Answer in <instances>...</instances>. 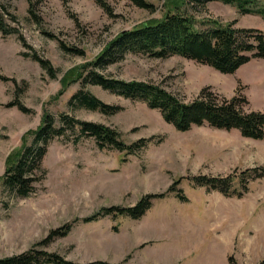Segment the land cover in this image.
Instances as JSON below:
<instances>
[{"label":"rangeland","instance_id":"374dc122","mask_svg":"<svg viewBox=\"0 0 264 264\" xmlns=\"http://www.w3.org/2000/svg\"><path fill=\"white\" fill-rule=\"evenodd\" d=\"M104 1L109 10L98 0H33V5L29 0H0L3 23L13 30H0V178L9 157L31 140L45 111L58 124L65 112L111 125L127 142L154 136L153 140L138 154L127 155L101 149L92 136L75 141L69 132L52 139L42 159L45 176L35 182L31 194L18 195L0 180V257L27 250L52 229L102 207L133 206L146 194L165 193L140 218L111 214L77 221L67 235L42 247L80 262L231 264L233 258L237 264H261L264 176L250 178L245 189L235 180L240 191L234 194L194 185L188 178L174 183L182 176L225 177L264 167V138L208 124L182 131L147 102L97 84L86 87L105 102L122 106L121 110L107 114L71 103L81 87L76 72L107 42L182 3L149 0L156 5L151 11L130 0ZM185 10L200 28L216 20L264 31L261 15L241 13L221 0ZM63 43L84 53L66 50ZM34 55L48 59L56 75ZM99 70L108 77L161 84L185 100L206 85L226 97L240 91L249 99L247 107L264 111V58H252L234 73H222L177 54L161 58L126 52ZM173 185L175 191L169 192ZM180 190L187 200L177 197Z\"/></svg>","mask_w":264,"mask_h":264},{"label":"trees","instance_id":"16d2710c","mask_svg":"<svg viewBox=\"0 0 264 264\" xmlns=\"http://www.w3.org/2000/svg\"><path fill=\"white\" fill-rule=\"evenodd\" d=\"M99 3L109 10L104 0ZM136 6L156 10V5L149 0H130ZM212 0H182L181 5L167 9L164 14L131 29H125L107 42L96 58L83 64L76 79L81 87L73 94L71 103L78 107L111 114L122 109L120 105L105 102L86 86L97 84L106 89L116 91L131 99L143 100L152 108L158 109L164 119L172 123L177 129L186 131L196 125L208 124L211 127L231 130L237 129L245 137L254 139L264 138V111L247 107L249 99L240 91L232 97H226L216 92L212 86H203L191 100H185L176 93L169 91L161 84L146 80H125L108 77L99 70L110 63L124 57L126 52L143 53L153 57H168L174 54L207 64L222 73H234L240 66L252 58H264V31L257 27L236 26L235 21L223 24L214 20L206 28L196 25L193 14L187 13L185 6L197 8ZM235 5L241 13H255L264 18V0H221ZM33 5V0H29ZM186 11V12H185ZM0 30L12 32L3 23L0 15ZM66 50L84 53L82 49L62 44ZM52 75L55 69L48 59L34 55ZM10 104H17L11 102ZM19 107L27 110L22 104ZM74 134L75 141L81 137L92 136L101 149H118L127 155L138 154L146 148L153 137H142L127 142L119 130L103 122L81 119L74 115L60 113V123L49 111H45L41 124L31 132V140L24 141L22 147L15 151L8 159L4 174L0 178L1 184L21 196L31 194L35 189V182L45 176L46 169L42 166V159L52 139L61 135ZM39 173V174H38ZM264 176V167L247 168L240 174L232 173L225 177L213 175L182 176L174 184L188 178L194 185L206 186L226 194L239 192L234 187V181L240 187L248 188L250 178ZM175 191L174 185L168 190ZM165 193H150L140 198L133 206L102 207L95 213L84 218H76L60 227L52 229L40 242L19 253L0 257V264H127L105 260L87 262L74 261L63 255L48 251L42 245L53 239L67 235L77 221L90 222L105 215L124 214L133 218L142 217L157 197ZM177 197L187 200L182 190ZM231 264H237L230 260ZM261 264H264V259Z\"/></svg>","mask_w":264,"mask_h":264}]
</instances>
